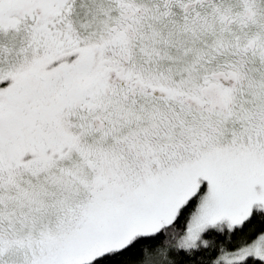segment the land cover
Wrapping results in <instances>:
<instances>
[{
  "label": "snow or ice",
  "instance_id": "1",
  "mask_svg": "<svg viewBox=\"0 0 264 264\" xmlns=\"http://www.w3.org/2000/svg\"><path fill=\"white\" fill-rule=\"evenodd\" d=\"M0 264H264V0H0Z\"/></svg>",
  "mask_w": 264,
  "mask_h": 264
}]
</instances>
